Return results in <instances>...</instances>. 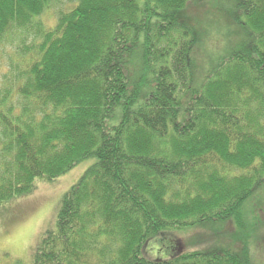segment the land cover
I'll return each instance as SVG.
<instances>
[{
  "label": "trees",
  "instance_id": "trees-1",
  "mask_svg": "<svg viewBox=\"0 0 264 264\" xmlns=\"http://www.w3.org/2000/svg\"><path fill=\"white\" fill-rule=\"evenodd\" d=\"M194 4H213L207 26L225 32L200 71L208 28L200 10L189 23ZM12 36L24 62L0 85V205L95 161L31 264H250L246 244L145 247L175 229L238 228L264 185V0H0V41Z\"/></svg>",
  "mask_w": 264,
  "mask_h": 264
},
{
  "label": "rangeland",
  "instance_id": "rangeland-1",
  "mask_svg": "<svg viewBox=\"0 0 264 264\" xmlns=\"http://www.w3.org/2000/svg\"><path fill=\"white\" fill-rule=\"evenodd\" d=\"M212 5L204 6V8L201 4L192 5L190 16H188L189 23L195 21L193 13L200 10L203 11L204 16L201 17L204 22L206 21L207 26ZM51 7L41 15V19L47 25L54 24V14L57 9H53L54 5ZM207 12L209 13L206 14ZM207 28V33L206 35L203 33L204 36L196 52V64L199 71L209 64L214 55L218 54L217 51L220 50L224 40V28L221 30L214 26H207ZM24 41L28 43L29 38ZM22 47L24 45L18 36L3 38L0 41V85L2 76L10 75L5 73H10L11 69L14 71L18 67L22 68L24 61L18 54ZM94 162L93 158L82 160L53 180L36 178L32 192L0 205V264H15L16 260H20L19 264H31L33 247L40 241L45 231L55 226L57 210L63 195ZM240 216L241 223L238 228H229L226 224L219 222L175 229L163 235L158 234L147 242L145 252L151 257H166V254L171 253V250L168 252L170 246L188 245L191 241L193 245H208L218 249L238 248L246 244L250 264H264V241L256 242V237L259 241L258 236H264V228L260 230L261 221L264 222V185L244 203ZM255 226L258 227L256 230ZM250 229V236L255 235L254 238H248Z\"/></svg>",
  "mask_w": 264,
  "mask_h": 264
}]
</instances>
